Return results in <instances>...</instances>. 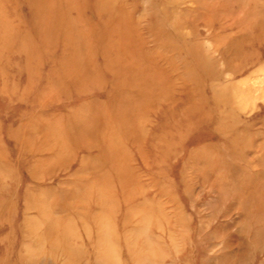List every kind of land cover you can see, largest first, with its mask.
<instances>
[{
    "label": "rangeland",
    "instance_id": "1",
    "mask_svg": "<svg viewBox=\"0 0 264 264\" xmlns=\"http://www.w3.org/2000/svg\"><path fill=\"white\" fill-rule=\"evenodd\" d=\"M0 264H264V0H0Z\"/></svg>",
    "mask_w": 264,
    "mask_h": 264
}]
</instances>
